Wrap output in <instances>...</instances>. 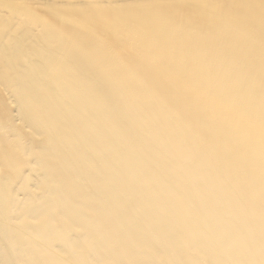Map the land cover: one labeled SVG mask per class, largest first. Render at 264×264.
<instances>
[{"label":"bare ground","instance_id":"obj_1","mask_svg":"<svg viewBox=\"0 0 264 264\" xmlns=\"http://www.w3.org/2000/svg\"><path fill=\"white\" fill-rule=\"evenodd\" d=\"M0 264H264V0H0Z\"/></svg>","mask_w":264,"mask_h":264}]
</instances>
